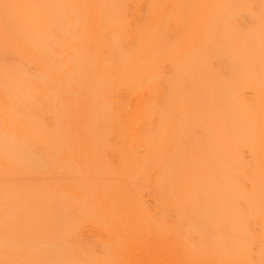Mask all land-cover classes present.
Listing matches in <instances>:
<instances>
[{
	"label": "bare ground",
	"instance_id": "bare-ground-1",
	"mask_svg": "<svg viewBox=\"0 0 264 264\" xmlns=\"http://www.w3.org/2000/svg\"><path fill=\"white\" fill-rule=\"evenodd\" d=\"M0 264H264V0H0Z\"/></svg>",
	"mask_w": 264,
	"mask_h": 264
}]
</instances>
